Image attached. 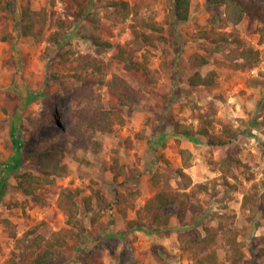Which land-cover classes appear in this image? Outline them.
<instances>
[{"label": "rangeland", "instance_id": "374dc122", "mask_svg": "<svg viewBox=\"0 0 264 264\" xmlns=\"http://www.w3.org/2000/svg\"><path fill=\"white\" fill-rule=\"evenodd\" d=\"M108 0H95L92 12L98 14L103 39L113 47L97 54L82 37L87 33L90 15L73 16L63 0H0V264H29L38 251V238L63 229L70 230L67 213L59 207V192L74 190L78 218L86 231L68 238L66 264H194L203 254L192 247L186 233L218 226L217 215L227 212L231 226L244 243V256L238 259L228 246L218 249V264H264V0L258 14L247 15L234 31L242 44H231L222 53L213 50L212 37L199 38L209 28V18L216 0H191L190 17L179 21L173 0H128L138 3L142 16H152L164 26L165 40L150 48V67L160 72L153 92L145 89L141 73L124 69L114 57L121 47L132 49V21L117 24L106 18ZM30 7L45 9L47 23L37 39L21 34V11ZM59 41L54 40V33ZM62 42L63 44L61 45ZM248 47L259 52L258 64L251 70L241 66L240 51ZM142 51H139L138 56ZM194 52L206 54L211 63L201 68L220 73L215 85L193 89L190 77L194 68L189 57ZM87 55L103 61L109 80L113 73L127 78L143 96L133 108L122 107L104 85H93L96 97L76 100L78 88L90 84L91 73L81 80L73 76L75 67ZM34 93L42 94L32 99ZM215 106L214 130L220 133L224 122L236 131L230 146L240 163L233 167L238 179L224 180L219 168V151L206 138L176 132L181 128L197 130L200 113ZM118 110L127 119L115 125L114 132L101 133L82 128L76 137V126L83 116L81 109ZM52 110L57 120L50 121ZM188 150L184 159L175 147ZM57 147L64 153L68 175L56 180V188L39 196H27L16 189V174L37 173L38 165L24 159L15 165L17 154ZM183 167L195 183L208 184L209 190L198 194L202 209L191 226L177 219L176 206L166 211L169 223L155 230L144 206L154 194L151 177L157 171L167 172L176 186V170ZM235 186L232 187V186ZM256 192L257 200L252 203ZM96 193V194H95ZM92 196L94 214L85 210L82 198ZM245 196H250L244 203ZM99 203V206H98Z\"/></svg>", "mask_w": 264, "mask_h": 264}, {"label": "trees", "instance_id": "16d2710c", "mask_svg": "<svg viewBox=\"0 0 264 264\" xmlns=\"http://www.w3.org/2000/svg\"><path fill=\"white\" fill-rule=\"evenodd\" d=\"M63 3L70 15L85 16L90 15L93 11L92 6L95 0H63ZM216 3L217 6L208 20L210 26L199 33V38L209 39L212 37V42L215 44L213 50L222 53L231 44L241 45L242 40L233 30L222 32L221 29L231 25L233 27L237 26L247 15L258 14L260 6L251 0H216ZM173 6L175 16L179 21L185 22L189 19L191 0H173ZM8 7L9 4H6L0 9V15ZM106 7L109 8V12L106 14L108 20L117 24L132 21V38L128 42L132 49L121 47L114 58L119 63H122L127 71L141 73L144 77L145 89L153 92L154 87L158 83L160 72L150 67L151 56L149 54L151 53L150 48L155 47L158 41L166 39L164 26L152 16H142L138 3L132 4L128 0H108ZM21 12V34L23 36H33L35 39L39 38L44 33L47 23L46 10L35 11L30 7H25ZM92 13L90 15V23L83 26L87 33L83 34L82 37L91 43L97 54H102L110 50L113 44L111 41L101 37L99 34L101 18L97 13ZM53 35L54 40L59 41L58 32ZM60 43L61 45L63 44L62 42ZM139 51H142L140 56L137 54ZM239 56L244 58L241 66L247 70H251L253 66L258 64L259 52L251 47L243 48ZM210 63L211 59L206 54L194 52L190 55L189 64L195 69L189 81L193 89L215 85L220 75L219 71L211 69L206 74H203L200 70ZM75 70L73 76L78 81L83 78V73L85 72L93 75L88 80L90 81L89 85L78 88L76 100L79 104L84 99L91 101L96 97L94 91L91 90L92 86L96 84L107 86L110 93L122 107L133 108L142 99V92L124 76L113 73L108 80L104 63L97 57L87 55L85 60L78 67H75ZM41 95L40 93H34L30 97L35 99ZM217 112V108L212 106L209 111L200 113L201 124L195 131L190 128H181L180 124L177 123L176 132L184 136H191L196 133L205 137L207 144L219 151V168L224 175L226 183L232 185L228 182L227 177L238 179L237 173H234L232 169L240 163L235 150L230 146L236 131L231 122H224L221 132H215L214 117ZM56 113V110L51 111L49 116L51 122L57 120L58 114ZM77 114L83 116V119L75 128L76 137L81 135L84 126L101 133H112L115 125H125L127 123V119L121 111L102 107L81 109ZM175 151L186 159L188 150L176 146ZM24 159H30L32 163L39 167L37 173L25 171L16 174V189L27 196H39L40 192L46 188L47 192L58 189L56 188V180L65 177L69 172V167L64 162V153L57 147L25 153L23 159L22 154L19 153L15 159L16 167H19ZM176 172L178 174L176 186L172 184L171 177L167 172L157 171L151 177L150 186L155 190V194L145 203L144 211L151 220L155 230H161L163 226L168 225L169 216L166 211L173 205L176 206L178 221L183 226L193 225L202 209V204L196 200V197L198 194L209 190L208 184L195 183L183 167L178 168ZM232 187L235 188L234 185ZM74 196V190L63 189L60 190L58 199L59 207L67 213V224L70 225L71 229H63L47 237L44 235L39 236L37 242L39 251L30 257L29 264L67 263L68 238L71 235L73 236L76 231L79 235L86 231L83 222L78 218L79 205ZM249 198L250 196H245L244 203L249 202ZM252 198V203H255L257 200L256 192ZM260 199L264 203V191ZM82 201L88 213L97 214L93 195L84 196ZM217 219L218 226H205L203 228L204 232L195 231L184 234L189 239L192 247H199L204 251L201 256L196 258L194 264H218V249L223 248L224 245L228 246L230 250H234L238 259L244 256L242 250L244 243L238 240V232L231 226L232 216L225 212L218 214ZM261 252L264 255V248Z\"/></svg>", "mask_w": 264, "mask_h": 264}]
</instances>
